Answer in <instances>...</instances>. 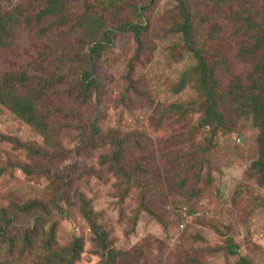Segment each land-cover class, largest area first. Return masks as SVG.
Wrapping results in <instances>:
<instances>
[{"label":"trees","instance_id":"obj_1","mask_svg":"<svg viewBox=\"0 0 264 264\" xmlns=\"http://www.w3.org/2000/svg\"><path fill=\"white\" fill-rule=\"evenodd\" d=\"M101 1L0 0V106L41 139L40 142L23 141L0 133L2 141L29 155L7 159V164L0 165V176L19 168L28 179H46L51 174L48 153L55 149L63 152L61 134L73 129L79 134L76 154L104 150L100 154L102 161L113 173L115 186L120 187L121 200L135 185L145 199L144 180L151 167L132 155L142 145L140 141L132 143L131 137L138 140L139 136H131L119 127H105L101 99L104 100L105 85L111 74L108 67L117 38L123 33L133 37L135 51L124 60L119 103H134L133 95L140 98L148 92L147 84H140L135 76V63L145 50L150 27L145 14L146 2L153 0H129L133 1L131 7L119 0ZM263 6L264 0H174L162 16L160 29L179 34L197 59L195 72L182 73L177 91L195 80L201 102L199 115L195 122H185L179 115L188 106L181 101L168 103L167 118H174L182 130L168 135L166 144L158 150L159 158H165L170 150H177L166 160V168L173 175L178 196L188 202L202 193L204 186L212 185L216 168L210 152L219 148L214 138L243 112L253 118L259 129L258 157L247 169V176L264 187ZM242 9L246 16L240 13ZM260 9L254 15L253 10ZM214 10L244 39L234 52L239 65L232 63L220 48L216 55H210L206 48L208 39L201 24L208 12ZM20 50L25 57L16 66L6 56L18 57ZM54 95L64 97L62 105L52 101ZM229 112L238 115L230 119ZM178 137L186 141L175 148L174 139ZM99 146L102 147L97 149ZM4 157L3 154V160ZM94 172L91 169L90 174ZM81 180L66 167L58 171L51 202L37 197L19 201L10 195L2 201L4 196L0 191V264L78 263L83 257V240L75 238L69 245L60 246L56 239L58 223L52 217L53 213L65 212L67 191L74 195L81 217L95 238L97 245L92 257L99 256L103 264H120V258L126 253L111 246L90 201L77 186H71L73 181ZM204 181H207L205 185ZM162 200L158 197V201ZM173 201V204L180 202ZM185 208L182 206L181 210ZM189 209L192 213L193 207ZM226 248L227 255L234 257L237 264H256L242 255L233 239L228 240Z\"/></svg>","mask_w":264,"mask_h":264},{"label":"rangeland","instance_id":"obj_2","mask_svg":"<svg viewBox=\"0 0 264 264\" xmlns=\"http://www.w3.org/2000/svg\"><path fill=\"white\" fill-rule=\"evenodd\" d=\"M119 1L125 6L133 4L129 0ZM173 3L174 0L146 2L145 14L150 27L145 50L135 63V76L140 84H147L148 92L140 98L133 95L134 103H119L124 60L135 51L133 37L123 33L117 38L115 54L108 67L111 74L105 85L104 100L101 99L105 127H119L131 136H139L138 140L131 137L132 143L140 141L142 145L141 150L132 151V155L151 167L144 180L145 199L135 185L121 200L118 195L120 187L115 186L113 173L102 161L100 154L104 150L99 149L102 146L93 153L84 151L76 154L74 149L79 134L69 129L61 134L63 152L55 149L48 153L51 174L46 179H28L19 168L11 169L4 177L0 176L2 201L10 195L19 201L37 197L51 202L55 194V175L66 167L72 175L81 177L80 182L73 181L71 186H77L88 198L91 209L97 213V222L108 234L111 246L126 253L124 258H120V264H237L234 257L227 255L229 239L240 246L242 255L256 264H264V187L247 176V169L258 157L259 129L255 127L253 118L243 112L241 117L216 135L214 140L219 148L210 152L216 168L214 179L211 178L213 183L204 186L202 193L192 202L178 196L173 175L166 168V160L177 150H170L165 153V158H159L158 150L166 144L167 136L182 130L179 122L172 117L167 118L168 103L181 101L187 105L188 108L182 110L179 116L188 123L195 122L201 109L195 80L177 91L182 73L196 70L194 53L182 43L179 34L165 33L160 29L165 9ZM260 11L253 10V13L257 16ZM240 13H244L243 9ZM263 15L264 12L261 17ZM201 26L208 39L205 45L210 55H216L220 48L232 63L239 65L234 52L240 40L243 42L244 39L226 24L220 12L209 11ZM17 56L6 57L17 66L25 57L24 51L20 50ZM52 101L62 105L64 97L54 95ZM236 115L237 112H229L227 118ZM0 133L23 141H41L30 127L4 112L2 106ZM185 141L180 137L174 139L175 148L184 145ZM13 146L0 138V165L7 164V159L27 158L28 153L22 149L16 151ZM197 149L201 151L199 147ZM91 169L95 171L92 174ZM160 187L162 189L158 191ZM67 194L65 212L52 214L58 223V244L66 246L75 238L81 239L84 252L77 264H103L99 256L92 257L97 245L95 238L89 224L81 217L74 195L68 191ZM158 197L163 200L158 201ZM175 199L180 202L173 204ZM182 206L186 208L181 210ZM190 207H193L192 213L189 212ZM178 222L183 223L184 228L181 229Z\"/></svg>","mask_w":264,"mask_h":264},{"label":"clouds","instance_id":"obj_3","mask_svg":"<svg viewBox=\"0 0 264 264\" xmlns=\"http://www.w3.org/2000/svg\"><path fill=\"white\" fill-rule=\"evenodd\" d=\"M184 228V225L181 226V229Z\"/></svg>","mask_w":264,"mask_h":264}]
</instances>
